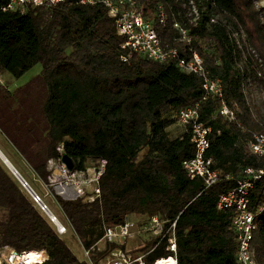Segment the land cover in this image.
Segmentation results:
<instances>
[{
    "label": "trees",
    "instance_id": "16d2710c",
    "mask_svg": "<svg viewBox=\"0 0 264 264\" xmlns=\"http://www.w3.org/2000/svg\"><path fill=\"white\" fill-rule=\"evenodd\" d=\"M77 1L29 8L24 14L0 13V73L19 78L34 65L42 66L39 75L14 91L0 84V137L8 156L0 150L44 184L48 161L63 154L75 170L106 162L99 199H56L83 249L127 216L144 222L156 215L176 219L178 264H237L234 211L216 206L246 168L264 169V157L248 148L252 134L264 133V127L252 115L246 93L252 83L264 86V75L242 60L232 37L241 27L264 62V25L252 0H194L200 12L196 26L187 16L188 0H153L154 12L160 6L165 13L163 23L156 12L152 18L162 47L176 48L186 59L197 53L209 76L221 82L222 99L209 96L205 101L200 78L180 71L174 61L127 57L124 39L104 7ZM174 23L185 29L188 47ZM221 101L234 111L233 120L220 115ZM197 103L199 121L210 128L207 156L220 173L208 189L182 168L194 156L190 133L172 139L167 131L181 110ZM248 198L251 209L264 205V176ZM255 224L251 244L256 262L264 264V209ZM4 246L18 253L44 250L48 264H88L73 254L0 163V249ZM105 254L94 251L90 261L98 264ZM165 256L159 245L147 264Z\"/></svg>",
    "mask_w": 264,
    "mask_h": 264
},
{
    "label": "built area",
    "instance_id": "2783aa9c",
    "mask_svg": "<svg viewBox=\"0 0 264 264\" xmlns=\"http://www.w3.org/2000/svg\"><path fill=\"white\" fill-rule=\"evenodd\" d=\"M65 1L0 0V13L18 12L24 14L29 8L51 9ZM148 1L138 4L136 0H78L77 4L104 7L107 15L114 21L116 34L124 39L121 48L127 52V57L138 55L156 63L174 61L180 71L196 75L201 79L204 93L202 101H205L209 96L222 99L221 82L209 76L201 56L193 52L186 59L180 56L176 48L162 47L153 28L150 14L156 12L158 21L163 23L165 13L160 6L155 12L154 9L149 11V7L146 6L149 4ZM187 16L190 24L196 26L200 19V12L194 0H188ZM173 27L179 33V40L188 47L190 38L187 37L185 29L178 23H174ZM126 60L127 58H122V61ZM198 106L197 103L193 107L181 110L178 114L177 123L190 133L191 143L194 146V156L185 160L182 163V168L191 179H202L205 189H208L219 181L220 173L212 168L213 161L207 156L210 145L208 140L210 128L199 121ZM219 113L228 120L234 119V111L224 101L220 103ZM248 148L251 154L263 158L264 134L253 133ZM57 150L60 151V147ZM105 166L106 162L101 160L95 167L68 171L60 159H51L47 163L50 176L45 185L52 187L55 195L62 201L82 200L92 203L101 196L100 179ZM11 173L32 202L53 225L56 233L60 237L67 234L68 225L51 212L42 198L15 169L12 168ZM243 174L244 177L237 181L234 189L219 196L216 207L220 211H234L232 225L236 233V263L258 264L251 241L256 229V216L264 209V205L258 204L251 209L248 196L254 183L264 176V169L246 168ZM135 241H139L136 247H127L128 242ZM110 245H113V248L108 250ZM159 245H164L167 256L155 259L152 264H178L176 219L168 221L154 215L147 221L136 222L130 217H125L121 224L105 227L103 236L90 249H83V253L88 264H92L89 257L94 251H106L98 264H147L150 255ZM0 264H48V255L44 250H27L18 253L12 247L4 246L0 249Z\"/></svg>",
    "mask_w": 264,
    "mask_h": 264
},
{
    "label": "rangeland",
    "instance_id": "374dc122",
    "mask_svg": "<svg viewBox=\"0 0 264 264\" xmlns=\"http://www.w3.org/2000/svg\"><path fill=\"white\" fill-rule=\"evenodd\" d=\"M147 7H149V11L153 10L154 2L149 0ZM252 5L255 11H258L259 18L261 19L262 24L264 25V0H252ZM150 13V12H149ZM153 12L150 14V17L153 18ZM233 39L235 40V43L238 47V49L241 52L242 60L245 62H251L254 65L258 67L259 74L258 76L264 75V62L261 58L259 52L255 49V47L249 42V38L245 31L239 27V29L234 31L232 35ZM42 70V66L40 63L34 65L31 69H29L27 72H25L22 76L19 78H13L8 73L2 74L0 73V78L2 79L0 81V84L3 86H6L10 91H14L18 89L19 87L25 85L27 82H29L32 78L39 75ZM263 78V76L261 77ZM247 101L249 103L250 109L252 111V115L260 120L262 122V126L264 127V86L261 85V83L255 82L252 83L251 86L247 88ZM180 125V124H178ZM176 124L170 126L167 131L169 133L170 138H174L175 136H178L182 133L183 129L182 127L178 126ZM261 133V132H257ZM0 147L5 150V155L8 156L7 149L4 148L3 138L0 137ZM2 153V151L0 150ZM3 157L5 158L7 164L3 162L2 159H0V163L5 167V169L9 172L11 176V169H15L17 172H19L21 177L25 179V181L29 184V186L42 198L43 202L48 206V208L51 210L57 218H59L62 222L66 223L68 225V222L65 218V216L62 214L56 199L59 198L55 195L52 187H47L43 182L38 180L29 170H22L19 166L12 163L9 158H7L4 153ZM89 165H96V162H89ZM97 166V165H96ZM92 167V166H91ZM90 168V166H89ZM50 176V175H49ZM14 177V176H13ZM48 181V180H47ZM57 197V198H56ZM60 200V199H59ZM129 217V216H127ZM131 218V217H130ZM134 221L139 222L134 219ZM62 240L65 242V244L68 246V248L73 252V254L79 259V260H85L83 248L78 240V238L74 235L71 228L68 225V231L67 234L64 236H61ZM141 240V239H140ZM143 240V239H142ZM146 240V239H144ZM139 241L135 242H128L127 247L134 248L138 245ZM91 258V257H89Z\"/></svg>",
    "mask_w": 264,
    "mask_h": 264
},
{
    "label": "water",
    "instance_id": "95a60500",
    "mask_svg": "<svg viewBox=\"0 0 264 264\" xmlns=\"http://www.w3.org/2000/svg\"><path fill=\"white\" fill-rule=\"evenodd\" d=\"M60 160H61V163L67 168L68 171H73L74 164L70 157L63 154Z\"/></svg>",
    "mask_w": 264,
    "mask_h": 264
},
{
    "label": "crops",
    "instance_id": "0c3cea01",
    "mask_svg": "<svg viewBox=\"0 0 264 264\" xmlns=\"http://www.w3.org/2000/svg\"><path fill=\"white\" fill-rule=\"evenodd\" d=\"M2 74H5V73H2ZM1 75V74H0ZM2 79L0 78V81H1ZM2 82V81H1ZM176 125H178V123H176ZM178 126H180V127H182L181 125H178ZM182 129H183V131H182V133L180 134V135H182L184 132H185V129L182 127ZM264 134V133H263ZM180 135H178V136H175L174 138H177V137H179ZM174 138H172V139H174Z\"/></svg>",
    "mask_w": 264,
    "mask_h": 264
},
{
    "label": "bare ground",
    "instance_id": "6f19581e",
    "mask_svg": "<svg viewBox=\"0 0 264 264\" xmlns=\"http://www.w3.org/2000/svg\"><path fill=\"white\" fill-rule=\"evenodd\" d=\"M0 159H2L3 162H5L7 164V162H6L5 158L3 157V155L1 154V152H0Z\"/></svg>",
    "mask_w": 264,
    "mask_h": 264
}]
</instances>
